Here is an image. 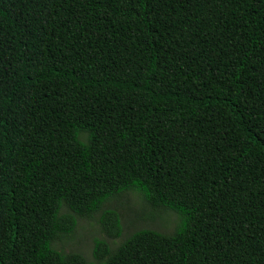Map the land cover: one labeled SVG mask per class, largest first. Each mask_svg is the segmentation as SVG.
<instances>
[{
  "label": "trees",
  "instance_id": "16d2710c",
  "mask_svg": "<svg viewBox=\"0 0 264 264\" xmlns=\"http://www.w3.org/2000/svg\"><path fill=\"white\" fill-rule=\"evenodd\" d=\"M0 264H264V0H0Z\"/></svg>",
  "mask_w": 264,
  "mask_h": 264
},
{
  "label": "rangeland",
  "instance_id": "374dc122",
  "mask_svg": "<svg viewBox=\"0 0 264 264\" xmlns=\"http://www.w3.org/2000/svg\"><path fill=\"white\" fill-rule=\"evenodd\" d=\"M114 208L120 213L122 234L117 238L109 237L103 230L100 218L102 211L93 217H78L75 230L65 234L53 243L54 247L78 252L89 260H95L94 245L97 239L107 240L112 248L119 246L134 231L153 228L165 233H173L180 218L172 210L152 207L137 191H126L108 199L102 209Z\"/></svg>",
  "mask_w": 264,
  "mask_h": 264
}]
</instances>
